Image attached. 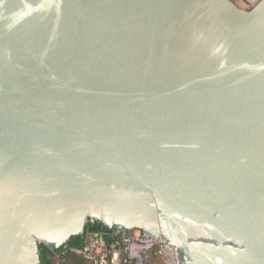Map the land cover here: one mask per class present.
Returning a JSON list of instances; mask_svg holds the SVG:
<instances>
[{"label": "water", "instance_id": "water-1", "mask_svg": "<svg viewBox=\"0 0 264 264\" xmlns=\"http://www.w3.org/2000/svg\"><path fill=\"white\" fill-rule=\"evenodd\" d=\"M0 0V264L98 227L181 264H264V0Z\"/></svg>", "mask_w": 264, "mask_h": 264}, {"label": "built area", "instance_id": "built-area-1", "mask_svg": "<svg viewBox=\"0 0 264 264\" xmlns=\"http://www.w3.org/2000/svg\"><path fill=\"white\" fill-rule=\"evenodd\" d=\"M69 253L81 256L91 264H148L154 254L164 264H181L175 247L154 238L153 233L144 234L141 230L121 236L112 233L110 237L104 233L88 232L82 245H66L59 249L55 264L64 262Z\"/></svg>", "mask_w": 264, "mask_h": 264}, {"label": "trees", "instance_id": "trees-1", "mask_svg": "<svg viewBox=\"0 0 264 264\" xmlns=\"http://www.w3.org/2000/svg\"><path fill=\"white\" fill-rule=\"evenodd\" d=\"M87 226H89V232L104 233L106 236H109V237L112 234V233L108 232L107 230H104V229H101L98 227L92 228L90 223H88ZM84 239H85V236L84 237H81V236L71 237L70 240L68 241V245H71V246L82 245L84 243ZM61 248H59V249H61ZM59 249L52 250V249L48 248L47 246L41 244L40 245L41 263L42 264H55L56 253ZM156 257H157L156 254H154L153 258L149 261L148 264H153V262L156 260ZM61 264H91V263L89 261L85 260L84 258H82L81 256L69 253L66 256L64 262H62Z\"/></svg>", "mask_w": 264, "mask_h": 264}, {"label": "rangeland", "instance_id": "rangeland-1", "mask_svg": "<svg viewBox=\"0 0 264 264\" xmlns=\"http://www.w3.org/2000/svg\"><path fill=\"white\" fill-rule=\"evenodd\" d=\"M244 4H246L248 7H251L253 4L250 3L254 2L255 0H241ZM157 256V255H156ZM153 264H164L163 261L161 260V258L159 256L156 257V260L153 262Z\"/></svg>", "mask_w": 264, "mask_h": 264}]
</instances>
